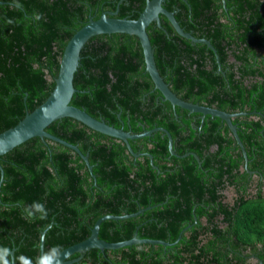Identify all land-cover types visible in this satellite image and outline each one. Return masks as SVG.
Segmentation results:
<instances>
[{"label": "trees", "instance_id": "obj_1", "mask_svg": "<svg viewBox=\"0 0 264 264\" xmlns=\"http://www.w3.org/2000/svg\"><path fill=\"white\" fill-rule=\"evenodd\" d=\"M117 1L0 0V133L43 103L67 42L89 18L115 11ZM143 7L144 0H125L116 18L136 19ZM164 7L186 33L211 43L220 65L204 44L180 37L160 16L164 30L154 23L146 29L160 76L185 102L246 114L232 123L255 175L246 172L224 122L201 121L161 100L135 36L93 37L80 52L70 105L131 134L163 128L177 155L193 153L199 163L171 156L161 132L129 141L134 153L152 156L155 169L78 121L53 122L46 132L87 155L94 179L75 152L47 139H30L0 157V247L12 249L15 264L21 255L35 264L45 230L44 252L64 250L85 240L99 218L148 207L135 218L104 221L99 239L173 244L190 228L172 246L92 249L73 264H264V0H169ZM36 13L43 18L35 20ZM34 201L46 205L47 219L25 217Z\"/></svg>", "mask_w": 264, "mask_h": 264}, {"label": "water", "instance_id": "obj_2", "mask_svg": "<svg viewBox=\"0 0 264 264\" xmlns=\"http://www.w3.org/2000/svg\"><path fill=\"white\" fill-rule=\"evenodd\" d=\"M166 1L167 0H146V4L142 12L137 16L136 19L116 18L117 12L102 13V15L97 20L90 18L81 29L74 33V35L70 38L64 48L62 57L59 62L58 74L55 79V84L52 92L43 101L42 104L35 108L31 113H27L24 118L20 120L14 127L0 133V157L12 151L16 147H19L30 139H47L75 152L85 163L90 175L94 179V176L92 175V166L88 162L87 155H83L76 146L69 144L46 132V128L53 122L64 118H70L75 121H78L79 123L83 124L87 128L97 133L123 142L129 153L134 158H139L142 156L147 157L150 161L151 166L155 169L157 168L153 165L152 156H150L149 154L134 153L131 149L129 141L149 137L154 132H161L164 136H166L168 140V151L171 156L177 158H185L187 156H192L199 163L198 157L193 153H187L182 156L177 155L173 150V141L171 135L167 130L163 128H154L152 130L145 131L141 134H131L130 132L123 131V129H117L113 126H110L102 120H98L91 117L83 109H78L70 105L73 95L77 92L74 88L73 80L75 73L79 68L81 50L83 49L85 44L93 37L114 34L135 36L138 39L143 53L145 71L149 75L154 85V89L160 93L161 100L163 102H168L173 107V109L177 107L181 110L187 111L188 114H199L201 121H203L206 116H209L211 118H217L224 122L232 133L236 144L242 152L245 164L247 165L248 159L246 151L242 142L240 141V138L238 137L236 126L232 123V119L246 114H229L206 106L185 102L178 98L170 90V88L164 82L163 78L160 76L157 70L154 60L153 49L146 29L150 24L154 23L157 27L164 30L161 26L160 16H163L167 19L172 28L180 37L189 40L192 44H204L208 49L213 52L218 65H220L216 50L213 48L211 43L205 39H197L190 33H186L176 21L174 17L175 13L170 12L163 7ZM221 1L224 5L225 0ZM175 118L177 119L178 116L175 115ZM247 172L251 174L249 170H247ZM2 183L3 171L0 166V186ZM149 209L150 207H148L147 209H139L134 214H127L123 216H103L99 218L94 223L90 235L85 240L63 250L60 258L61 264L78 263L83 258L84 254L92 249H96L100 251V253L104 254L106 250H119L122 248L131 247L139 244L158 245L163 247L172 246L178 243L181 239V234L185 230L190 228V226L184 228L173 244L158 240L137 239L136 237L118 243H108L99 239V228L104 221H121L125 219L135 218ZM45 233L46 230L43 231L41 234L39 255L44 252ZM75 254H78V258L74 260H69V258ZM13 258L14 257L12 252L11 259Z\"/></svg>", "mask_w": 264, "mask_h": 264}, {"label": "clouds", "instance_id": "obj_3", "mask_svg": "<svg viewBox=\"0 0 264 264\" xmlns=\"http://www.w3.org/2000/svg\"><path fill=\"white\" fill-rule=\"evenodd\" d=\"M43 18L42 13L34 14V19L39 21ZM12 23V21H8ZM25 217L28 219H37L45 220L48 217V210L44 203L39 201H34L30 205H26L24 207ZM39 214V215H37ZM62 248L60 246H53L49 250L43 252L39 255L36 260L35 264H61L60 258L62 255ZM12 255V249L9 247H0V264H15V259H9ZM20 264H34L33 260L27 256L21 255L18 257Z\"/></svg>", "mask_w": 264, "mask_h": 264}, {"label": "flooded vegetation", "instance_id": "obj_4", "mask_svg": "<svg viewBox=\"0 0 264 264\" xmlns=\"http://www.w3.org/2000/svg\"><path fill=\"white\" fill-rule=\"evenodd\" d=\"M125 0H118L117 1V3H116V5L114 4V6H116V10L115 11H109V10H104L102 13H108V12H110V13H114V12H117V14H118V12H119V7H120V5L124 2ZM169 0H167L165 3H164V5L168 2ZM145 4H146V0H144V6H145ZM164 5H163V7H164ZM144 8V7H143ZM165 8V7H164ZM102 9V8H101ZM143 10V9H142ZM142 12V11H141ZM140 12V13H141ZM102 13H101V15H102ZM100 15V16H101ZM90 19V18H89ZM88 19V20H89ZM245 170H246V172H247V165L245 164ZM251 172V171H250ZM248 173V172H247ZM251 175H255V172H251ZM249 192H252L253 193V191H251V190H249ZM228 193H231L233 196H235V193H234V190L233 189H229L228 191H226L225 192V196H227V194ZM263 193H264V186H263ZM226 201H228V202H231L232 201V199H228L227 197H226Z\"/></svg>", "mask_w": 264, "mask_h": 264}, {"label": "rangeland", "instance_id": "obj_5", "mask_svg": "<svg viewBox=\"0 0 264 264\" xmlns=\"http://www.w3.org/2000/svg\"><path fill=\"white\" fill-rule=\"evenodd\" d=\"M226 197L230 200L233 198V195L231 193H228Z\"/></svg>", "mask_w": 264, "mask_h": 264}]
</instances>
